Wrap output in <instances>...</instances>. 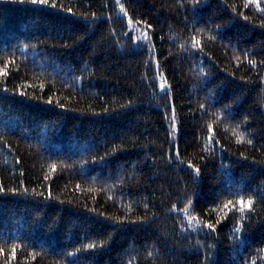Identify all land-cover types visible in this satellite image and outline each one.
Listing matches in <instances>:
<instances>
[{"label":"trees","instance_id":"1","mask_svg":"<svg viewBox=\"0 0 264 264\" xmlns=\"http://www.w3.org/2000/svg\"><path fill=\"white\" fill-rule=\"evenodd\" d=\"M0 264H264V0H0Z\"/></svg>","mask_w":264,"mask_h":264},{"label":"snow or ice","instance_id":"2","mask_svg":"<svg viewBox=\"0 0 264 264\" xmlns=\"http://www.w3.org/2000/svg\"><path fill=\"white\" fill-rule=\"evenodd\" d=\"M21 2H23V0H21ZM32 3H47V0H31ZM117 2H119V0H117ZM122 11H123V8H122ZM147 38V37H145ZM163 87V85H162ZM249 143H251V141H249ZM178 155V153H177ZM189 167H192V165H189ZM195 172L197 174V176L199 175V168H196L195 169ZM229 203H231V201H229ZM239 203L243 204V201H240ZM248 205L250 206L251 205V201L248 202ZM225 207H227V205H225ZM185 211H187V209H185ZM241 211H243V208H241ZM191 217H189V220L191 221ZM209 228H212L213 226L212 225H208ZM89 247H92V245H89Z\"/></svg>","mask_w":264,"mask_h":264}]
</instances>
